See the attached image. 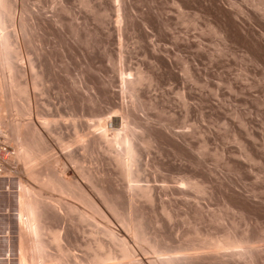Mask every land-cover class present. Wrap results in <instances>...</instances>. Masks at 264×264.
Masks as SVG:
<instances>
[{"label":"rangeland","instance_id":"rangeland-1","mask_svg":"<svg viewBox=\"0 0 264 264\" xmlns=\"http://www.w3.org/2000/svg\"><path fill=\"white\" fill-rule=\"evenodd\" d=\"M84 2L10 0L5 12L3 26L11 34L13 49L18 34L22 58L14 55L17 68L1 76L2 102L12 98L31 109L32 116L23 115L29 119H15L30 122L32 117L45 141L43 153L35 150L27 159L36 174L33 179L14 157L13 131L0 125V158L14 162L11 173L0 166V264H17L19 257L20 222L15 219L20 179L26 181L30 196L44 201L48 212L39 234L42 252L48 255L44 262L56 264L57 255H63L69 260L65 264L75 260L105 264L94 259L95 253L108 250L95 247L96 236L108 239L104 232L111 224L126 237L120 223L82 220L77 211L68 209L72 203L68 196L42 183L53 172L55 159L63 158L65 174L80 182L82 165L106 176L121 192L120 211L127 220L129 189L113 154L104 145H90L87 150L81 145L88 137L85 132L98 133H94L97 120L119 116L121 105L133 102L137 106L130 126L138 138L147 134L154 138L151 145L140 142V160L134 168L141 169L139 183L155 186L153 203L139 196L132 203L133 217L142 221L147 237L143 251L126 237L135 261L264 264V0ZM22 23L31 35V46L23 44ZM29 55L36 63L32 71ZM139 69L148 79L138 91L122 92L119 72L127 76ZM33 71H38V79ZM17 84H27L30 92L18 93ZM5 118L12 116L0 106V120ZM76 132H83L82 141ZM70 151L81 156L79 163L65 158ZM185 177L193 178L203 191L185 186ZM162 202L171 215L162 210ZM53 204L62 206L63 215L53 211ZM56 231L66 234L69 253L57 248ZM38 260L31 251L27 264Z\"/></svg>","mask_w":264,"mask_h":264},{"label":"bare ground","instance_id":"bare-ground-1","mask_svg":"<svg viewBox=\"0 0 264 264\" xmlns=\"http://www.w3.org/2000/svg\"><path fill=\"white\" fill-rule=\"evenodd\" d=\"M84 1L85 0H83V2ZM84 4L86 3L84 2L83 5ZM10 7H11L10 0H0V106L3 109H7L12 116L11 120L8 118L1 119L0 125L4 124L5 127L11 128V130L13 131L12 133L14 136L13 140L15 139V146H16V147L13 146L16 149L14 157L15 159H17V162H19L18 164L21 163L22 172L25 173L28 177L35 179L36 174L33 170V167L27 164V159L34 153L35 150L38 151L39 154L43 153V145L45 141L44 135H43L44 132L42 133L41 132L42 130L39 127H37L36 124L33 123L35 122V120L33 121L32 117L30 119L31 120L30 122H25V121L21 122V119L23 118L21 119L18 118V121H16L17 116L25 117L23 115L25 114L27 115V113H30V112L32 113V111H30L31 109L28 111L24 106H20L12 98L10 99L9 103L5 102V104H3L2 102V99H4L3 97L5 94L3 93L4 80L1 78V76H3V73H6L7 70L11 71L17 68L15 62L13 61L14 55L20 56V58H22L21 57V53H22L21 45L22 44L17 39L18 34L17 35L15 34L17 47L13 49L12 48L13 42L11 41V34L5 31L6 29L3 26L5 12ZM118 10H119V7H118ZM58 20L56 19V21ZM119 21L121 22V20L117 19V23H119ZM60 23L61 21L59 22V24ZM19 29H21V32H22L21 35L23 39V44L27 46H31L32 38H31L29 31L27 30L26 25L22 23ZM117 29L118 31L120 30V32L122 31L121 30L122 28L119 24H117ZM31 58L32 57L30 56L28 59L29 61L28 64L31 69L30 71L34 70L33 67H34V64H36V63H33L32 61L33 58L32 59ZM40 69L41 68H39V70ZM25 70L22 69L24 73H26ZM36 72L38 71H33L32 73L34 74L32 75L36 78L37 77L39 78L40 75ZM119 74H121V83L123 84L121 88L122 92H124L125 89H129L130 91H138L137 89L140 87V85L143 84V82L146 79H148V76L141 69L137 70L136 73L129 72L127 76L123 75L124 74L123 70L119 72ZM82 77L84 78L85 75ZM32 82H33L32 85L34 86L32 88H36V85H38L37 82H35L34 80H32ZM85 82L87 83V81ZM80 83H82V81ZM27 84H25V86H20V84H17L16 87H17L18 93L19 92L27 93V91L30 92L28 90L30 87ZM27 87L29 88L27 89ZM95 95L97 94L95 93ZM130 105L131 106L122 104L120 107L119 116L112 115L113 117L105 118L100 121L97 120L96 121L97 123L95 124L96 132H94L95 134L98 132L96 136H90L89 133L85 132L86 134H89V135L85 134V136H88V137L84 139V138H81V136H83V132H80L82 133L81 135L79 134V132L78 133L76 132V136L80 141H82V139L86 141L85 143L81 145L82 149L87 150L90 145L94 146L96 144H99V145H104V150L106 152L108 153L110 152L111 155L113 154V156L111 157H113V160L115 161V163L121 168L122 175L124 177V180L126 181L127 188L129 189V193H127V198L129 201V217L127 220H124V217L122 216V213L120 211L119 198L121 197V192L111 186L106 176L104 175L98 176L97 174H95L96 172L95 173L91 172L90 170H87L84 167H82V165L79 166V168H80V176L82 177L84 181L82 180L83 182L82 181L80 182L79 180H74L65 174V171L63 169V167L65 166L63 158L55 159L53 160V172L47 175V179L42 183V185L51 187L53 188V191H58L68 196L70 201L72 202L68 206V209L77 211L79 217L82 220H93V222L98 223L97 220L100 221L104 219V221L101 223L110 224V221H112L111 219H116L118 223H120L119 226L122 227V230H124L127 233L128 237L127 236L126 237L132 239L131 242H133L134 245H136L139 248L141 247L142 250H139L137 248L139 251H143L144 244L147 242V237H146V233L144 231L143 225H142V221L135 220V218L133 217L134 209H133L132 203L134 202V197H137V196L148 199L151 202L154 201L155 196H154L153 191H154L155 186L152 184L139 183L142 180L141 169H138V168L135 169L134 166L136 165V162L139 159L140 142L142 141L143 143H145V145L146 144L151 145L150 143L151 142L153 143L154 138L151 134H147L145 137H141V138L137 137L135 131L130 126L133 120V117H134L132 112L136 108L137 104L133 102ZM76 127L77 126H75V128ZM9 134H6L8 136L6 138H9ZM97 137L101 139L100 141L102 140L103 141L99 142L97 140L99 138ZM10 140L8 141V143L11 142ZM4 143L8 145L7 141ZM13 154L14 153H12V155ZM65 158L74 163H79L81 160V156L78 155L75 151H70L65 156ZM4 159L2 160L0 158V166L4 169V172L6 171V173H11L12 172L11 165L14 162L12 163L10 161H7L6 158ZM18 181L17 183L18 185H20V188H19L18 194H16L18 195L17 198L15 195V198L18 199V201H16V203L18 202V211H17L18 213H16L17 218L15 220L18 219L19 221L17 220L15 222H20L19 228H18L19 231L17 230L19 234V236L17 237L18 238L17 240L18 248L17 249H18L19 257L18 259L16 258L15 260H17V264H27V260L31 256V251H34V253L38 254L39 256V260L37 264H51V262H47V263L44 262L43 258L48 257V255L45 253V251L42 252V246L44 245V241L39 236L40 229L43 227L44 222L47 220V219L46 220H42V219L48 217V212L45 207V203L41 198L37 196H30L28 192L29 191L28 185L25 183L26 181L23 182L22 179ZM132 181L134 182V184H131ZM182 183H184L185 186L190 185L196 188V191L197 190L199 192L203 191L200 188L199 184L197 182H194L193 178L191 177H185L182 180ZM161 208L165 212V214L171 215L169 212L170 208L168 209V206L165 202H162ZM62 209H63L62 206L53 204V211L56 212L57 214L63 215ZM104 233L107 235L108 239H105L104 237L96 236L97 238L95 239V247L97 249H104L105 247H108V250L105 253H95L94 254L95 258L93 257L94 259L102 260L103 263L105 264H139V262L135 261V256H136L135 255L136 253H134L135 250L133 247H131V245H129L131 242L127 240L126 237L120 234L114 227L111 226V224L109 225V228ZM53 239L56 242L57 248L59 249L60 252L64 254L69 253L70 243L68 241L66 234L64 235L61 232L56 231L53 233ZM63 240H65L66 243H62ZM135 243H137L139 246ZM215 244H217V242ZM87 248L92 249L93 247L90 244H88ZM73 257L75 258L77 256L73 254ZM51 260L53 261V258ZM68 261H69L68 258H66L63 255H57V258L54 259V262L56 264H63V263L65 264ZM120 261H124V262L120 263ZM73 264H83V263L82 261L75 260ZM152 264H178V263L174 261L173 259L168 258L166 261L162 259H152Z\"/></svg>","mask_w":264,"mask_h":264}]
</instances>
